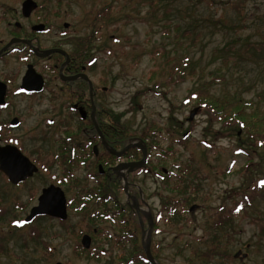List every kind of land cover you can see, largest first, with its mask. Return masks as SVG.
I'll list each match as a JSON object with an SVG mask.
<instances>
[{"label":"rangeland","instance_id":"obj_1","mask_svg":"<svg viewBox=\"0 0 264 264\" xmlns=\"http://www.w3.org/2000/svg\"><path fill=\"white\" fill-rule=\"evenodd\" d=\"M38 1L50 14L53 30L67 32L66 41L95 33L90 49L95 68L90 75L99 78L100 102L119 115L131 142L139 143L149 125L163 129L156 139L159 146L147 149V171L130 176L143 195L144 230L134 215L114 214V204L100 206L96 199L81 212L71 207L65 221L44 217L23 225L33 204L31 191L37 201L41 188L58 186L69 202L80 188L97 187L89 178L95 171L92 160L72 165L75 180L57 183L67 165L47 159L57 152L54 135L59 134L46 127L50 114H44V106L37 109L29 119L36 122V140L26 141L24 148L40 158V171L19 187L0 183V193L9 194L7 203H0L7 207L0 219V264H118L123 256L129 258L133 243L145 245L149 221L158 212L161 217L149 235V245L157 246L162 263L264 264V187L256 185L264 175V146L246 144L241 128H227L210 117L193 94L199 88L221 97L236 92L264 110V0H151L152 5L150 0ZM60 33L52 31L50 42ZM229 128L232 131L224 133ZM183 134L186 147L174 145L175 152L165 155L171 139ZM186 161L196 172L192 179L186 178L191 186L183 182L175 188V165ZM161 167L172 170L167 173L168 185L159 174ZM179 194L190 198L187 206L175 204L181 218L163 207L164 199ZM243 194L250 196V202ZM15 195L21 206L12 209L10 199ZM118 195L121 202H131L122 190ZM79 205L75 198L74 206ZM124 218L135 222L126 223ZM11 219H16L15 227ZM125 224L135 240L120 238L126 233ZM90 226L100 228V236L89 246L104 250L100 259H86L77 252L79 237ZM237 251L240 254L234 257Z\"/></svg>","mask_w":264,"mask_h":264},{"label":"flooded vegetation","instance_id":"obj_2","mask_svg":"<svg viewBox=\"0 0 264 264\" xmlns=\"http://www.w3.org/2000/svg\"><path fill=\"white\" fill-rule=\"evenodd\" d=\"M26 1L0 0V183L6 184L8 187H19L29 182L40 171V166H38L40 158L31 156L30 152L24 147L29 144L26 141L34 142L36 140L34 135L35 121L30 120L36 116L37 109H41L43 105L44 114H50L48 117L49 123H46V127L55 130L54 134H59L57 137L54 135L57 152L47 160L59 162L63 166L67 165L71 170L72 165L75 163L81 164V162L92 160L95 171L89 175V178L92 181L94 180L97 185V193L102 185L108 187V189L110 188V191L106 193L107 197L102 198L103 203L100 204L101 201L98 199L95 202L100 206L107 203L114 204V202H111L115 192L114 185L121 186L123 193L131 201L125 204L134 211L137 224H139L141 230H144L142 227L143 219L140 216L142 214L145 217V213L141 209L143 195L138 187L130 182V176L138 171H147L148 155L146 156L145 166L141 169H135L132 172L113 170V167L119 163L137 161L140 159L139 157H142L141 148L137 145H131L139 144L141 141L132 143L131 139H127L124 143L117 144L113 132L109 129L112 124L109 123L107 127L103 125V129L100 128L98 124L100 112L110 109L100 102L99 78L90 75L95 68L94 58L90 56V52L88 54L81 47L80 40L66 41L67 32L60 33L57 28L53 30L49 18L50 14L47 11L43 12L44 3L31 0L36 3V7L28 13L23 12ZM62 25L64 29L69 27L66 22ZM52 31L60 33L53 43L50 42ZM102 89H105V87H102ZM126 146L127 148L121 156L113 153V150L120 151ZM4 148L7 149V154L4 153L6 150ZM11 148H15L37 168L31 175L16 182H13L9 175L2 170L4 166L15 169L14 151ZM138 153L141 154L139 157ZM68 174L66 176L65 171L61 172L60 180H57V183L68 184L69 181L75 180L73 177L74 172H68ZM125 176L128 193L124 188ZM48 186L41 188L37 201L35 192L31 191L33 204L30 207L25 205V209L29 207V211L22 218L23 225L44 217L59 221L67 219L61 220L49 214H37L31 219H27L31 209L38 204V198L43 189ZM0 195V203H7L9 194L2 192ZM137 195L140 201L137 199ZM133 197L136 198V205L140 211H137L134 207ZM76 198L78 197L76 196ZM10 201L12 209L21 206L17 195L12 196ZM70 201L68 202L66 199V211L71 207L75 210L74 202L70 205ZM81 207L79 206V208ZM6 209L7 207H0V219H2ZM103 217L106 218V215ZM160 217L161 212H158L152 221L153 223L149 221V224H152L150 233L153 228H156L155 222ZM15 223L16 219H11V225L15 227L17 225ZM84 234L89 235L90 243H92L93 239L100 236V228L99 226H93L92 233L87 232ZM82 236L79 237L80 245ZM120 238L132 241V238L135 240L136 236L128 234L126 236L121 235ZM120 238H116V240H120ZM141 247L143 248V259L139 263L152 264L147 258L144 246L141 245ZM2 252L3 249L1 248L0 253ZM149 252L157 264H165L160 261L157 246L152 245V242L149 245ZM133 254L135 252L126 255L133 256ZM123 257L125 258V256ZM118 264H123V261Z\"/></svg>","mask_w":264,"mask_h":264},{"label":"trees","instance_id":"obj_3","mask_svg":"<svg viewBox=\"0 0 264 264\" xmlns=\"http://www.w3.org/2000/svg\"><path fill=\"white\" fill-rule=\"evenodd\" d=\"M152 1L156 2V0H152ZM150 4L152 5L151 0H150ZM94 34L92 33L90 35L83 37L82 39H80V42H79L81 47L88 54L90 52V49L92 50ZM175 68H177L176 72L178 73V76L180 78L183 77L184 75L183 71L180 68L174 66V69ZM203 89L204 88L202 89L199 88L193 91L194 98L197 100L198 106L200 108L205 109L208 112L209 116L213 117V119L222 121L227 126V128L232 125H236L238 130L241 128L246 134L245 143L246 144L250 143L251 147L254 148L257 146H261V147L264 146V110L260 108V106L258 105L259 103L253 104L251 101H245L242 98V96L237 94L236 92L235 93L226 92L224 96L221 97V96H215V95L206 93L203 91ZM102 106L101 108H103ZM105 112L102 111L99 114L98 124L100 128L103 129V125L107 127L109 123L112 124V127H110L109 129L113 132L114 139L117 144L124 143L125 140L130 139L132 135L129 132V129L127 128V126H125L123 123L120 122L119 115L117 114L114 115L113 111L111 110H107V111L105 110ZM162 129L163 128L159 126L149 125L147 128H144L142 130L138 138L142 142V144L147 145L146 148L148 149V151L149 149L151 150V148L154 146H159V143H157L156 139L158 138ZM227 130L228 131H225L224 133H229L232 131V129L230 128ZM169 137H172V134H170ZM184 137L185 136L183 134V135L175 136L173 139H171V141L167 145L166 150H163V153H165V155H171L169 154V152L174 153L175 152L174 145L186 147V139ZM247 146L250 147L249 145ZM175 168L177 171L176 172L177 181H176L175 188L181 187L180 184H182L183 182H186L188 183V186H191L190 182L186 180V178L192 179L196 173L195 170L192 169L191 167V162L190 161H186L185 163L180 162L179 164L175 165ZM64 171L66 172L68 176L69 175L68 172H71V168L69 169L67 167V169H64ZM167 173H172V170L167 171L165 170L164 167L160 168L159 174L163 178L165 185H168V182H169ZM256 185L260 187V189L264 187V175H262L261 177L257 179ZM172 188L173 187L171 186V190H174ZM109 189L108 187L105 189L99 188V192L97 193V189H94L93 187L92 188H89V187L80 188L77 191V193L73 195L74 199L73 200L71 199L69 204L72 205V203L74 202L77 196L78 197L77 199L80 202L79 206H82V207L81 208H79V206L75 207V210L76 211L79 210V212H81L82 210L83 211L87 210L88 203H90L93 199L94 200L98 199L99 201H101L100 204L103 203L102 198L107 197L106 193L110 191ZM114 189H115V192L113 194V197L111 198L112 199L111 202H114V206H115L113 209L114 214L135 215L134 211L131 208H129L127 204L122 203L119 200L118 190L119 191L122 190V187L116 184L114 185ZM243 195L247 198L246 200L250 202L249 201L250 196L246 194H243ZM180 196L177 198H174V196L167 197L166 199L163 200V207L165 208L166 206H168L169 207L168 212L169 214L172 213L173 217L178 216L181 218L179 211H177L175 208L176 206L175 204H178V206L179 205L187 206L188 200H190V198L188 199V196H181V197ZM220 215L222 217V214ZM124 221H126V223L135 222V220H129V218H124ZM125 225L126 226H124L123 229L126 231V233L123 232L124 233L123 235H128L130 232L128 228V224H125ZM92 231H93V226H90V229L88 232L92 233ZM93 238H94V235H93ZM117 241L119 242V239ZM132 246H133L132 252H135V254H133V256L130 255L129 258H123V264H136V259H139V262L142 261L143 252L141 251V246H135V243H133ZM77 248H78L77 252H79L80 254H83V256L86 259H90V258L100 259L101 258L100 247L98 246L91 247L89 249H84L81 245H78Z\"/></svg>","mask_w":264,"mask_h":264},{"label":"water","instance_id":"obj_4","mask_svg":"<svg viewBox=\"0 0 264 264\" xmlns=\"http://www.w3.org/2000/svg\"><path fill=\"white\" fill-rule=\"evenodd\" d=\"M25 9L23 12L28 13L31 11V9L36 7V3L27 0L24 3ZM85 76V75H84ZM86 77V76H85ZM193 115V111L190 112L189 118L191 119ZM131 145H137L138 147L141 148L142 150V157L137 160V161H132L128 163H119L115 167H113L114 171H123L126 170L127 172H132L135 169L142 168L145 166L146 162V156L147 152L145 147L139 143V144H131ZM127 148L124 147L120 151L113 150V153H115L117 156H121V154L125 151ZM6 149V148H4ZM11 150L14 151V162L16 163L15 169H11L10 167L4 166L2 170L9 175L10 179L13 182H16L18 180L24 179L25 177L29 176L32 174V172L36 171L37 168L29 162L27 158L22 156L15 148H11ZM5 154L8 153L7 149L4 151ZM124 182H125V190L126 193L127 191V179L126 176L124 177ZM133 202H134V207L136 208L137 211H140L139 208L137 207V201L136 198L133 197ZM195 208V204H193L189 210H193ZM37 214H49L53 217H57L61 220H64L67 218V211H66V199L63 190L54 185H50L46 188L43 189L42 194L38 198V204L31 209V212L28 216V220L31 219L33 216ZM152 228V224H149V229L147 233V238L145 240V245L144 249L146 251L147 258L151 261L152 264H157L151 257V254L149 252V235H150V230ZM81 245L84 248H89L90 246V237L87 234H84L81 238ZM240 254V251H237L234 254V257H238ZM240 260H242V257L240 256ZM56 264H61L60 262H56Z\"/></svg>","mask_w":264,"mask_h":264}]
</instances>
